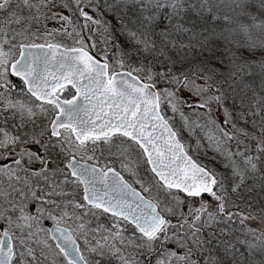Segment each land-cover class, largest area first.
I'll return each mask as SVG.
<instances>
[{
	"label": "snow or ice",
	"instance_id": "1",
	"mask_svg": "<svg viewBox=\"0 0 264 264\" xmlns=\"http://www.w3.org/2000/svg\"><path fill=\"white\" fill-rule=\"evenodd\" d=\"M56 7L55 0H0V264H57L56 255H62L65 264H248L250 258L256 264L257 255L264 257V216L259 227H250L246 222L257 217L239 209L231 195L248 179L264 180V82L257 92L243 79L252 74L255 64L243 51L264 50V0H258L256 11L253 0L65 2L63 7L72 9L73 15L97 25L100 21L91 12L110 9L118 14L134 52L122 53L116 66L123 69L133 54H145V63L130 72L117 71L106 54L103 63L97 61L83 40L76 41L79 47H65L47 38L36 43L40 37L31 28L35 25L39 31L42 18L62 22L51 31L45 25L49 36L79 37L75 26L71 32L65 26H72L71 17L53 12ZM190 11L201 19L226 22L219 31L205 28L198 43L202 51L210 42L223 44L232 59L220 58L214 66L192 64L179 73L172 70L175 61L168 56L169 49L177 55L182 51L187 61L195 47L178 45L171 38L173 33H191L190 40L196 37L185 27L191 22ZM160 23L164 27L157 34ZM159 57L165 58L162 71L153 67ZM256 66L264 74V59ZM10 77H18L21 85L13 84ZM157 82L169 87L159 90ZM17 87L20 93L13 98ZM229 100L240 110V120L259 117L258 126L252 122L258 134L237 126L227 107ZM162 103L174 114L179 112L189 130L192 122L181 108L187 104L207 110L197 113L207 117L198 126L207 129L209 142L229 161L225 167L231 168V177L206 169L188 155L162 114ZM213 105L222 110V124L211 115ZM36 109L51 114L49 125L41 124L38 130ZM26 120L33 125L31 132L21 131ZM233 140L236 152L226 147ZM105 146L135 177L141 191L107 163L104 168L81 163L85 157L96 160L97 149L103 155ZM133 155L150 166L153 176L147 183L133 167ZM72 185L82 186V192ZM205 194L215 203L202 199ZM192 198H201L199 208L193 207ZM185 203L187 214L181 210ZM104 214L111 216L110 226L100 222ZM92 218L95 227L90 228ZM45 220L53 221L54 227L45 228ZM67 221L83 237L88 256L72 232L61 227ZM237 223L239 227H233ZM220 224L225 227H215ZM49 240L57 241L59 253ZM214 248H222L223 256L211 255ZM258 264H264V259Z\"/></svg>",
	"mask_w": 264,
	"mask_h": 264
},
{
	"label": "rangeland",
	"instance_id": "2",
	"mask_svg": "<svg viewBox=\"0 0 264 264\" xmlns=\"http://www.w3.org/2000/svg\"><path fill=\"white\" fill-rule=\"evenodd\" d=\"M13 2H15V0H13ZM65 2L71 3V0H58L57 7L53 8V12H61L63 15L70 16L72 19V26H68V25H65V26L68 28L69 32H71L72 27L75 26L77 30L80 32L79 37L75 35L69 37L67 35H64L63 33H54L52 36H49L48 32L45 30V25H46L47 30L51 31L53 29H59L61 27L62 22L57 21V20H52V19L44 20L42 18L40 25H39V31H37V27L35 25H33L31 28V32H35L36 35L40 37L35 42L45 43V38H47L48 40H51L53 43H58L65 47H79L80 45L76 43V41L83 40L84 43L87 45L89 53H91L98 60L104 62L105 58L103 56L109 50L107 47V43L108 41H110V37L107 33V30H105V28L101 26L100 24L97 25V24L92 23L91 21H88V22L84 21V19L80 17L78 14L73 15L72 9L63 7V4ZM73 8H74V5H73ZM92 13H95V12H92ZM2 15L3 13H0V16ZM25 15H27V13H25ZM49 15H51V13H49ZM85 23H87L88 25L87 28L84 27ZM13 27H18V26L13 25ZM112 66L116 67L117 71H129V72L132 71V69L128 68L127 66H125V68L123 69H120L116 66V63H113ZM132 73L139 77H143L144 75L142 72H132ZM10 79L13 81V84L16 85V81H14L12 77H10ZM164 88L166 87H161V88L159 87V90H163ZM0 91H3V89H1ZM19 93H20V89L18 87V89L13 91V98H16ZM63 95L68 96V92H65ZM22 98L32 99L36 104H39V102L35 101L31 97L24 96ZM0 107H2V104H0ZM36 111L38 114L34 117V120L37 125V130H38L39 125L41 124L48 126L50 123L51 114L50 113H40L39 109H36ZM181 111L184 113V116L187 117L192 122L191 130H189L188 127H185L184 121L179 112L174 114L171 111V108L166 103L161 104L162 114H164L166 118H168V122L174 128V130L178 133V137L180 135L182 142L185 145V149L187 153L196 160L198 159V160L208 162L211 165V167L215 169V172L218 175L231 177V168L225 167V165L228 164L229 161L226 159L224 155H221L218 151H216L215 143L209 142L207 135H206L207 129L202 130L198 126V125H202L206 118L205 117L201 118V116H198L197 115V113H199L197 112L198 109L196 107H192L187 104L181 108ZM216 115H217L218 122L222 124L223 116L219 115V113L217 112H216ZM237 126L239 127V124ZM32 130H33L32 123L26 120L25 127L21 131L31 132ZM118 142L119 141H117V143ZM197 142H199V144ZM226 147H228L230 151L232 152L237 151V148H235L236 151H233L228 146V144L226 145ZM112 152L115 153L116 149L113 148ZM95 155L97 159L94 161L87 160L86 157L81 161L87 164L96 165L100 168H104L105 164L107 163L108 167L117 170L124 177H126L131 184L136 186L137 189L141 191L140 185L135 183V177H133L127 170H125L122 167L120 159L118 158L117 155L109 154V151L106 146L104 147L103 155L100 154L99 148L97 149ZM234 158L238 159V157H234ZM77 159H80V157L77 156ZM131 159L133 161V167H135L139 178L145 183H147L149 181V178L152 177V175L146 170V164L143 162V159L135 155H133ZM0 163H3V161H0ZM59 166L63 167V163H61ZM51 167L53 168L56 167V164L53 163ZM228 183H230V180L228 181ZM69 187H78L80 192H82L81 186L72 185ZM144 194L147 195L146 193ZM198 206H200L199 201L197 202L193 201V207L196 208ZM69 210L71 211V209ZM181 210L185 214H187L188 204L185 203L184 205H182ZM242 210L245 213H247L246 209H242ZM173 218L176 219L175 217ZM92 219H93V223L89 225L90 228L95 227V218H92ZM100 222L103 223L105 226H110L112 223V219H110L106 214H104L100 217ZM43 224L45 228H48L51 224H54V222L51 220H45L43 221ZM61 225L67 227L73 233L75 238L78 240L81 249L84 250V239L83 237L78 236V233L74 231L75 226L73 222L72 221H67L66 223L62 222ZM89 239H91V234L89 235ZM49 243L53 245V249L55 253H59V251L55 249L54 244L52 243L51 240H49ZM33 247L36 248L37 246L33 244ZM37 255H39L38 248H37ZM84 255L88 256L89 253L86 250H84ZM49 259H52V256H50ZM55 259L57 261V264H65L62 255H56ZM45 264H48V262H45ZM113 264H117V262L113 261Z\"/></svg>",
	"mask_w": 264,
	"mask_h": 264
},
{
	"label": "trees",
	"instance_id": "3",
	"mask_svg": "<svg viewBox=\"0 0 264 264\" xmlns=\"http://www.w3.org/2000/svg\"><path fill=\"white\" fill-rule=\"evenodd\" d=\"M197 0H188V3H196ZM56 5L58 4V0H55ZM254 7L253 11H256L258 7V0H253ZM223 8V6H221ZM94 18L96 20L100 21V25L107 30V33L110 37V41L107 43L108 51L106 52L107 61L112 65L113 63H116L121 58V54L124 52H128L129 50H133V46L128 43L127 36L122 31V24L121 20L118 17V14L110 9L101 10L100 12L93 13ZM190 17V23H186V28H191L197 35L196 37L189 39L191 36V33H180L175 34L173 33L172 39L176 40L177 44L179 45L181 42L184 44L191 43L194 47V50L190 51L188 53V60H183L184 53L181 51L179 55H177L175 50L169 49L168 56L171 57L173 61H175L174 64L170 65L172 70L174 72L179 73L180 71H187L189 67L192 64H201V63H207L210 66H214L217 64V61L220 58H224L227 62L229 59H232L231 53H225L223 44H217L210 42L207 50H201L198 41L203 39V36L205 35L204 29L207 28L209 32L212 31V29L215 27L217 31L220 30V27L224 25L226 22L221 21H211L207 17L204 19H201L195 12H189L188 13ZM221 15H223V12H221ZM166 23V22H164ZM164 23H160L159 27L156 28L157 34L163 29ZM154 39L157 40V43H159V37L156 36ZM243 56L249 60L255 62L253 68H252V74L251 75H244L243 79L246 83L252 84L253 88L256 89L257 92L260 90L261 83L264 82V74H261L259 68L256 66L259 64V62L264 59V50L257 51L255 54L249 53L247 51H243ZM105 58V55L103 56ZM153 58L151 56L148 57V61H152ZM142 63H145V54L144 53H138L133 54L126 62V66L128 68L133 67H139ZM165 63L164 57L157 58L156 61H153V67L158 70L162 71L163 68L161 65ZM157 89L159 87H169V85L166 82H157L156 84ZM264 94V93H262ZM249 96L252 95L251 91L248 93ZM227 107L233 111V115L236 118L237 125L239 124L240 128H244L249 132H254L258 134V127L253 128V120L257 122V126L259 125V117H253V116H247L245 120H240L238 117L239 109L236 108L232 104V101H227ZM213 111L211 115L217 119L216 112L221 115L222 110H217L216 106H212ZM199 113H206V109H200L197 108ZM243 111H247V109H243ZM207 118L206 116H201ZM218 120V119H217ZM240 139H244L243 136H240ZM179 140L182 142V139L179 135ZM250 144H253L254 141H246ZM183 143V142H182ZM228 146L233 150L236 151V141H229ZM243 150L242 147L240 149ZM193 158V157H192ZM194 161L198 162L202 166H205L206 169L213 170V167L208 162L202 161V160H196L193 158ZM147 170V167H146ZM261 185H264V180H260L259 177L255 179H248L244 185L241 186V188L237 191V193H232L231 199L232 201L238 205L239 209H246L247 213L251 212L253 215H255L257 218L255 220H249L246 223L253 228H257L260 226V217L264 216V187ZM201 199V198H200ZM204 200H208L212 203H215L209 197H202ZM200 201V200H199ZM232 211H237L238 209L233 208ZM173 220V223H177V220L171 217ZM238 221V218H235ZM215 227H225V225L220 224ZM233 227H239L238 223L236 225H233ZM207 231H205V235L207 234ZM240 251L244 252L245 249L243 246H239ZM211 255L222 257L223 251L221 249H213V252ZM264 259V257H261L257 255L254 258V261L256 264L258 262ZM248 264H253V258H250Z\"/></svg>",
	"mask_w": 264,
	"mask_h": 264
},
{
	"label": "water",
	"instance_id": "4",
	"mask_svg": "<svg viewBox=\"0 0 264 264\" xmlns=\"http://www.w3.org/2000/svg\"><path fill=\"white\" fill-rule=\"evenodd\" d=\"M90 14H92V13H90ZM93 15V14H92ZM94 16V15H93ZM94 57V56H93ZM95 58V57H94ZM96 59V58H95ZM97 60V59H96ZM97 61H99V60H97ZM99 62H101V61H99ZM101 63H103V62H101ZM119 72H129V71H119ZM132 75H134L133 73H132ZM134 76H136V75H134ZM14 78H16V79H19L18 77H14ZM143 82V81H142ZM25 90H26V87H25ZM74 91V90H73ZM34 98V97H33ZM35 99V98H34ZM38 102H40V101H38ZM177 139H178V137H177ZM81 163H84V164H87V163H85V162H82L81 161ZM87 165H92V164H87ZM95 167H97V168H99L98 166H96V165H94ZM148 166V168L150 169V166L149 165H147ZM116 171V170H115ZM121 175V174H120ZM153 175V174H152ZM122 176V175H121ZM125 180V179H124ZM81 189H82V186H81ZM138 190V189H137ZM138 191H140V190H138ZM143 194V193H142ZM144 195V194H143ZM181 195H183L182 193H181ZM206 195V194H205ZM192 199H197V198H192ZM108 215V214H107ZM110 216V215H109ZM54 227V224H52V225H50L49 226V228H53ZM61 227H63V226H61ZM65 228V227H64ZM72 236H73V234H72ZM73 239H75L74 238V236H73ZM76 240V239H75ZM53 241V243H54V245H55V243H57V241H54V240H52ZM61 243H62V241H60ZM76 243L78 244V242H77V240H76ZM79 245V244H78ZM59 250V249H58Z\"/></svg>",
	"mask_w": 264,
	"mask_h": 264
},
{
	"label": "flooded vegetation",
	"instance_id": "5",
	"mask_svg": "<svg viewBox=\"0 0 264 264\" xmlns=\"http://www.w3.org/2000/svg\"><path fill=\"white\" fill-rule=\"evenodd\" d=\"M13 79H14V81H16V85H21V83L22 82H20L19 81V79H16V78H14V77H12ZM16 89H18V87L16 88ZM16 89H14V90H16ZM1 90V89H0ZM209 199H211V197H209ZM200 199H198V201H199ZM195 202H197V200H195ZM200 206H198V207H196V208H199ZM110 219H112L111 217H109Z\"/></svg>",
	"mask_w": 264,
	"mask_h": 264
}]
</instances>
